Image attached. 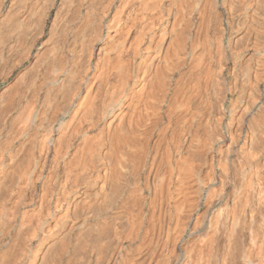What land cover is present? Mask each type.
Segmentation results:
<instances>
[{"label": "bare ground", "instance_id": "1", "mask_svg": "<svg viewBox=\"0 0 264 264\" xmlns=\"http://www.w3.org/2000/svg\"><path fill=\"white\" fill-rule=\"evenodd\" d=\"M182 1L0 0V88L13 81L0 92V264H109L110 232L117 235V223L125 218L109 213L120 200L111 199L115 190L109 185L119 178L125 189L131 180L125 181L123 167L128 176L115 169L111 175L117 178L109 179L107 142H100L102 135L92 142L91 134L103 133L108 121V128L121 121L130 139L138 136H132L135 127L156 131L169 108L175 109L174 102L165 105L161 92L186 109L183 123L176 115L184 134L180 145H169L161 164L155 156L148 160L151 151L144 156L149 149L142 136L149 131H139L141 166L154 178L166 168L164 184L150 192L171 198L173 188L185 205L192 196L191 206L205 199L208 208L196 216L207 229L185 247L182 264H264V0H198L196 18L178 29ZM161 61L164 76L156 73ZM171 61L190 78L192 69L199 74V82L192 80L199 83L198 105L195 95L194 102L181 93L185 71L178 77L180 92L172 87L177 77L171 86L165 82L170 69L177 72ZM119 116L129 117L125 126ZM172 117L168 123L174 125ZM122 138L127 147L130 140ZM191 140L197 154L184 151ZM116 145L117 152L122 147ZM122 160L109 163L124 166ZM121 185L114 186L116 192Z\"/></svg>", "mask_w": 264, "mask_h": 264}, {"label": "rangeland", "instance_id": "2", "mask_svg": "<svg viewBox=\"0 0 264 264\" xmlns=\"http://www.w3.org/2000/svg\"><path fill=\"white\" fill-rule=\"evenodd\" d=\"M190 2V3H189ZM198 3H200V4H198ZM180 4H181V6L178 8L179 10H178V14H177V18L178 19H180V21L178 20V25H177V28L178 29H182V27H185L184 26V24H187V22L189 21V20H192V18L193 17H195L196 18V15H198L197 13L199 12V5H201V2H199L198 0H184V1H182V2H180ZM197 4V5H196ZM188 7V8H187ZM191 8V9H190ZM197 8V9H196ZM176 9L177 8H174V12L176 13ZM186 11H185V10ZM189 9V10H188ZM185 12H184V11ZM192 11H193V13H192ZM198 11V12H197ZM181 14H180V13ZM197 12V13H196ZM190 13V14H189ZM196 13V14H195ZM180 14V15H179ZM195 16H194V15ZM179 15V16H178ZM194 18V20L196 21H194L195 23H197V19H195ZM185 21H187L186 23H185ZM182 23V24H181ZM197 30V29H196ZM195 30V31H196ZM196 55H198L197 53H196ZM176 56H173L172 58L174 59ZM176 59V58H175ZM174 59V60H175ZM177 60H178V58H177ZM179 61V60H178ZM174 62V61H173ZM172 61H171V63H173ZM170 63V64H171ZM178 64H176L175 62L173 63L174 65H170V68H171V66H172V69H175L176 67V69H177V72H176V70H175V72L173 71V73L175 74H173L172 72H171V69H170V74L169 75H173V76H171L170 78H168V76L169 75H166L165 77H164V80H165V82H168V79L169 80H171L170 81V83H169V85L171 86L172 85V83H175V84H173L172 85V87L173 88H176L178 91L179 90H183L184 88H181V89H179L180 87H181V85H178V83L179 84H181V82H179V78L181 77L182 78V73H187V78L185 79V80H183V81H185V82H187L186 84L188 85V80H189V85H191V87L189 86H187V85H183L182 84V87L184 86V87H187L186 89H184V91L186 92H181L182 94L184 93L185 95H184V98L185 99H194V97H195V101H196V97H197V101H199V80H198V75L196 76V72L197 71H195L194 72V69H192L193 70V72H191V73H193V74H195V75H193L192 74V78H190V76H191V74L190 73H188L186 70H185V68L184 67H180L179 69H178V66H179V62H177ZM158 64V69H159V71H157L156 73H161V75H165L166 74V72L165 73H163L162 71H164V66L165 65H163V63H162V61H161V63H157ZM160 64V65H159ZM176 64V65H175ZM162 65V66H161ZM178 65V66H177ZM174 66H176V67H174ZM194 66V65H193ZM174 67V68H173ZM190 67L188 66L186 69L187 70H190L191 68H192V66H191V68L189 69ZM161 69H163V70H161ZM180 70V71H179ZM191 70V71H192ZM197 70V69H196ZM166 71H167V68H166ZM181 71H183V72H181ZM185 71V72H184ZM167 73H168V71H167ZM177 73V74H176ZM179 73V74H178ZM177 75V76H176ZM158 76H159V74H158ZM175 76V77H174ZM180 76V77H179ZM193 76H196L195 77V79L193 78ZM156 77V76H155ZM177 77V79H175V82H174V80L172 81V79L173 78H176ZM179 77V78H178ZM163 78V77H162ZM161 77H156V80H159V79H162ZM192 80H198V84L195 82V81H192ZM178 81V82H177ZM182 81V82H183ZM194 82V83H192V82ZM172 82V83H171ZM11 84L13 83V81H11L10 82ZM10 83H8L9 85H11ZM184 83V82H183ZM8 84H5V85H2L1 86V88H0V92H1V90H2V88H4L5 86H7ZM177 85V86H176ZM180 86V87H179ZM194 86H195V88H194ZM189 88V89H188ZM194 88V89H193ZM198 89V90H197ZM198 91V93H197V91ZM190 91H191V93H190ZM180 92V91H179ZM191 95H190V94ZM179 94V93H178ZM182 94H179V97L182 95ZM188 95H190V96H192V95H195L194 97L192 96V97H189ZM198 95V96H197ZM160 96H161V98L162 99H167V103H165V105H167V104H171V103H173L174 102V104H175V101L173 100V98H171V94L170 93H168V95H167V97L161 92L160 93ZM170 96V97H169ZM186 96V97H185ZM178 97V98H179ZM170 98V99H169ZM172 100V101H171ZM179 100H180V98H179ZM168 101H169V103H168ZM180 101H184V99H182V100H180ZM194 101V100H193ZM194 101V102H195ZM197 101L195 102L196 103V105H198V103H197ZM174 104H173V108H175L174 110H176V111H174V110H171V108H169V105H167L168 106V108H169V113H170V110L171 111H173L174 112V114H175V116H174V114L171 112L170 113V115H171V117L172 118H174V123L177 125H175L176 127H174V125L172 124V121L170 122V124L168 123L169 121H168V116H169V119H170V115H168L169 113L168 112H166V110L164 111V109H166V106L162 109V112L163 113H161L162 114V117L164 116V113H165V115L167 116H165L164 117V120L162 121V123H160V125H163V126H159V127H157V129H156V131L155 130H153L149 125H147L146 127L144 126V129H143V126H141V129L139 130V127H135V126H131V130H136L135 128H137V130L136 131H133V134H132V136L136 133V134H138V136H139V138H135L134 136H133V138H134V140H133V138L131 137V139H130V137L129 136H124V132L123 131H125V129H124V127L122 128L121 127V125H120V123L119 122H121V121H119V120H123L124 121V123H121L122 124V126H125L124 124H125V120H126V118H127V116H125V117H122V116H119V122H117V123H119V124H117L116 123V126L117 125H120V127L121 128H119L118 126V128H119V130L117 129V127L115 126V124H114V126H110L109 128H108V123H109V121L108 122H106L105 123V127H104V124L102 125V127H103V129H104V131H103V133H102V129L101 130H97L96 132H94L93 134H91V138L90 139H92L91 141L93 142V140L95 141V142H97L96 140H98L100 137H101V135H102V137L103 138H101L100 139V142H104V143H102L103 145L105 144V147H104V149H105V151L106 152H108V153H106L108 156H107V160H109L108 161V166H111L110 168H109V170L111 169V171H109V179L112 181V180H114L115 178V175L113 174V176L111 175L112 173H115V169H118L120 172H122V171H124V170H122V167H123V169L124 168H126V170H127V172H126V174H129V176L128 175H124V172H122L123 174H121L120 172V174L119 175H124V177L125 176H128V177H130V178H128V177H126L125 178V181H129V180H131V181H129L131 184H133L135 181V183H134V185L136 186L138 183H137V181L139 182V184L135 187L134 185H131V189H129L130 188V183L129 182H126L127 183V185H126V187H125V189L122 187V186H125V185H123V183H124V181L123 180H120L119 178H117V176L118 175H116V178L118 179H116V181L114 180L113 182H116V183H113V182H111V181H109V184H111L112 185V187H118V185H121L120 187H122L121 188V190H120V193H118V192H116V188L115 189H113L110 185H109V189H110V192H111V190H115L114 191V194H113V192L110 194L111 195V199L114 197V199L115 198H118V199H120L122 202H121V204L124 202V204H125V207L123 206L124 204H122V205H120V200L118 201V203H116V204H118V205H120L121 206V208L122 207H124V209L122 208H120V210H119V208L118 207H120V206H115L116 204L114 203V205H111V207H110V215L111 214H113L112 216H116V215H124L125 216V220L122 218V217H124V216H122L121 218L123 219H121L122 221H121V223H123V228H122V224L121 223H119L120 221H118V223L119 224H121V225H119L118 223H117V228H119L118 229V234L117 235H114V233L113 232H110V237H111V243H110V250L112 251V252H110V251H108V254H109V264H112L113 262V264H119L118 262H121L120 264H122L123 262L125 263V262H128L129 264H131L130 262H133L134 264L136 263H138V264H182V262H183V260H182V256H183V254H184V251H185V249L186 248H188V247H190L195 241H196V238H200V237H203L202 235H204V233H205V230L207 229L206 228V226L205 227H203V228H205V229H203V228H201L202 226H201V223H200V221H199V218L198 217H196V216H199V217H201L202 215H204V214H206L208 211V208H207V203H206V200L205 199H203L202 201H200V205H198L197 206V208H195L194 207V205L193 206H191V204L190 203H196V202H192V200H193V198H192V196H190V197H188V203H186V205H185V203H183V199L182 198H180L181 196H178V197H175V194L177 195V192H175V189H173L172 188V190H171V195L175 198V199H171V198H173L171 195H169V197H171V198H168V195H167V193L166 192H163V191H159L158 192V194H156V193H151L153 190L152 189H150V188H152V186H153V188L155 189V187L157 186H161V185H163L164 184V180L166 179L165 177V175L163 174V173H165L166 172V168L164 167L163 169V172L161 173H159V175H158V177L157 178H154L152 175H151V173H149V172H147V171H149L148 169H149V167H146V168H143L141 165H142V157L144 158V156L146 157V156H148V152H150V154H149V159L148 160H150L151 159V157H153V156H155L156 157V159L158 160V163H161V164H163L164 163V159H167V157H168V152H169V150L172 148H170V146L169 145H171L172 144V146L173 145H175V143H176V146L177 145H180L181 143H182V141H183V129H182V132H180L181 131V128H179L180 127V124H182L183 123V120H182V118L185 116V114H186V109H181V110H183V111H181L180 109H177L178 107L176 106L177 104H175V106H174ZM170 107H172V106H170ZM177 107V108H176ZM177 110H179L178 111V114H177ZM176 112V113H175ZM180 112V113H179ZM125 113V112H124ZM180 114V115H179ZM176 115H177V118L179 117V120L182 122H180L177 118H176ZM122 118V119H121ZM125 119V120H124ZM127 119H129V117L127 118ZM176 119H177V121H179V122H177L176 121ZM68 121L69 120V118H67V119H65V121ZM110 120V119H109ZM172 120V119H171ZM64 121V122H65ZM164 122V123H163ZM144 124H145V122H143ZM143 124V125H144ZM183 125V124H182ZM181 125V126H182ZM172 126H173V128L175 129L176 128V130H174L173 128H172ZM101 127V128H102ZM133 127H135L134 129H133ZM149 129H148V128ZM178 127V128H177ZM114 128H116V129H114ZM147 130H146V129ZM182 128H183V126H182ZM120 129H121V131H120ZM123 129V130H122ZM150 129H151V132H152V130H153V132H154V134H151V132H150ZM195 129V128H194ZM107 130H108V132H107ZM113 130H115V131H113ZM116 130L119 132L120 131V136H117L116 137V135H115V133H117L118 135H119V133L118 132H116ZM143 130H145V131H149L148 132V137L147 138H144V136H142V138H143V142L145 143V150H146V148H148L149 150L148 151H146L145 152V154H144V156H142V154H141V144L140 143H142V138H141V135L139 134L140 132H143ZM159 130V132H158V135H157V131ZM140 131V132H139ZM101 132V133H100ZM115 132V133H114ZM135 132V133H134ZM156 132V133H155ZM175 132V133H174ZM195 132V131H194ZM121 133H122V135H121ZM131 133H132V131H131ZM131 133H130V136H131ZM179 133H181V134H179ZM160 134V135H159ZM179 134V135H178ZM109 135V136H108ZM112 135V137L114 138V140H119L118 139V137L119 138H122V136L124 137V139L125 138H127V140H130V142H128L129 144H126L127 145V147L125 146V147H122L121 145H123L124 146V143L122 142V140H123V138H122V140H119L118 141V143H117V141H116V143H115V141H113L112 139V137H110ZM150 135V136H149ZM152 135H153V137H152ZM157 135V136H156ZM182 135V136H181ZM158 136H160V137H158ZM176 136V139H177V137H178V139L181 141H179V140H175V137ZM129 137V138H128ZM152 137V138H151ZM108 138H109V140H108ZM157 138V139H156ZM160 138V139H159ZM96 139V140H95ZM138 139H139V141H138ZM155 139L157 140L156 142L157 143H155ZM173 139L175 140V141H173ZM126 140V139H125ZM124 140V142H127V141H125ZM193 140V139H192ZM189 141L187 144H189V145H187L186 144V146L188 147H186L185 149L186 150H184L185 152H186V154H189V155H192V154H197L198 153V147H197V143H195V142H193V141ZM99 141V140H98ZM113 141V143H115V144H112L111 142ZM138 143H137V142ZM160 141V142H159ZM178 141V142H177ZM133 142V143H132ZM140 142V143H139ZM154 142V143H153ZM119 143H121L120 145H119ZM174 143V144H173ZM116 144H118V146L116 145ZM137 144V148H139V150L137 151L136 150V148L134 147V145H136ZM138 144H140V145H138ZM148 146H147V145ZM157 144V146H155ZM160 144H161V147H160ZM192 144H194L195 145V147H193L194 145H192ZM113 145H116L117 146V149H118V147L120 146V148L121 149H118L119 151H115L116 149V147L115 146H113ZM133 145V146H132ZM192 147H191V146ZM112 146H113V148H112ZM154 146V147H153ZM111 147V148H110ZM115 147V148H114ZM156 147H158V148H156ZM126 150H125V149ZM132 148V149H131ZM162 150H161V149ZM191 149V151H190V149ZM111 149V150H110ZM133 149L134 150H136V152H137V155H136V153L134 152H132L133 151ZM197 149V150H196ZM114 150V151H113ZM188 150L191 152H188ZM123 151H124V153L126 154H123ZM159 151H161V152H159ZM194 151H195V153H194ZM119 152V153H118ZM197 152V153H196ZM123 154L122 156H121V154ZM128 153L130 154V155H128ZM140 153V154H139ZM160 155H159V154ZM111 154V155H110ZM154 154V155H153ZM136 155V156H135ZM140 155V156H139ZM158 155V156H157ZM111 156H113V157H115L116 156V158L115 159H109V158H111ZM123 157V158H122ZM129 157H130V161L132 160L134 163H135V165H136V163L137 164H139L140 165V167L138 168L137 167V165L135 166H133V162H130L131 164H129V160H127V158L129 159ZM136 157H138V158H136ZM139 157H140V159H139ZM122 160V159H124V161L123 162H126L127 163V161H128V163L127 164H129L128 166H127V164L125 163L124 164V166H123V164H122V166H121V163L120 162H118V163H120V168H119V166L117 167V164L118 163H116V166L115 165H113V163L115 164V161L113 162V163H109V162H111V161H113V160H120V159ZM160 158V159H159ZM126 159V160H125ZM111 160V161H110ZM115 166V167H114ZM128 167V168H127ZM133 168H135V169H139V170H136V171H141L140 173L138 172V174H137V172L135 173L134 172V170H132ZM143 168V169H142ZM112 169H113V171H112ZM145 169V170H144ZM129 170V171H128ZM112 172V173H111ZM132 172V174H130ZM118 173V172H117ZM147 173V174H146ZM143 176V178H142V176ZM112 176V178L113 179H111L110 177ZM138 177L137 178V180H135L134 181V179H136V178H132V177ZM145 176V177H144ZM124 177H121V179L123 178L124 179ZM127 178H128V180H127ZM148 178H150V179H148ZM143 179V180H142ZM156 181V184H155V181ZM133 180V181H132ZM140 180H142V182H140ZM146 180V181H145ZM111 182V183H110ZM146 183V187L144 188V186H143V183ZM148 182V183H147ZM125 183V184H126ZM144 183V184H145ZM155 184V185H154ZM149 185H151V186H149ZM128 186V187H127ZM140 186V187H139ZM147 186H148V188H147ZM155 186V187H154ZM132 187H133V189H132ZM141 187H143V188H141ZM219 185L218 184H216L215 185V189L213 190L214 191V194H216L217 193V195L219 194V193H221V190L219 189ZM137 188V189H136ZM124 189V190H123ZM141 189H144V190H141ZM150 190H151V192H150ZM229 190V191H228ZM130 191V192H129ZM135 191V192H134ZM140 191V192H139ZM227 193H229L230 192V189L228 188L227 189ZM116 192V193H115ZM146 192V193H145ZM113 194V195H112ZM119 194H120V196H119ZM153 194V195H152ZM141 195V196H140ZM165 196V198H164V196ZM125 196V197H124ZM139 196V197H138ZM152 196V197H151ZM143 197H147V198H149V199H147V198H143ZM166 197L168 198V199H166ZM159 199V200H158ZM165 199V200H164ZM169 200H170V202H169ZM152 201H154V202H152ZM175 201V202H174ZM191 201V202H190ZM205 201V202H204ZM165 202H166V205H164L165 204ZM176 203V205L175 206H177L176 208L178 209H175V206H174V204ZM147 204V205H146ZM158 204V205H157ZM163 204V205H162ZM139 205H142V206H139ZM181 205V206H180ZM112 206H114L113 207V209L114 210H111L112 209ZM138 206V207H137ZM144 206V207H143ZM165 206V207H164ZM174 206V207H173ZM116 207V208H115ZM134 207V208H133ZM142 207V208H141ZM201 207V208H200ZM141 208V209H140ZM181 208V209H180ZM116 209V210H115ZM185 211H184V210ZM144 210V211H143ZM183 210V211H182ZM165 211V212H164ZM179 211H181V212H179ZM193 211V212H192ZM197 211V212H196ZM199 211V212H198ZM121 212V213H120ZM124 212V213H123ZM144 212V213H143ZM184 212V213H183ZM190 212H192V215H191V213ZM117 213V214H116ZM120 213V214H119ZM123 213V214H122ZM128 213V214H127ZM164 213H166V217H165V215H164ZM199 213V214H198ZM178 216H177V215ZM193 214H194V216H193ZM144 215V216H143ZM183 215V216H182ZM129 216V217H128ZM169 216H171V217H169ZM173 216H174V218H173ZM180 216V217H179ZM191 216L193 217V219L191 218ZM134 217V218H133ZM135 217L137 218V219H135ZM142 217V218H141ZM167 217H169V219L167 218ZM186 217V218H185ZM139 218V219H138ZM167 219L168 220H170L171 222H167ZM178 219V221H176ZM190 219V220H189ZM196 219V220H195ZM142 221V222H141ZM182 221V222H181ZM185 222V223H184ZM129 223H131V224H129ZM164 223V224H163ZM262 223H264V221H262ZM110 227H112V226H110ZM263 227H264V224H263ZM113 228V227H112ZM174 228V229H173ZM110 231H112V229L110 230ZM202 231V232H201ZM250 231V232H249ZM183 233V234H182ZM196 233V234H195ZM245 233L247 234V238L249 237V235H250V233H251V230H248V229H246V231H245ZM121 235V236H120ZM120 237H122V238H120ZM227 239V240H226ZM225 239V242H226V244L227 245H230V240H229V238H226ZM118 241V245L116 244V242ZM120 241H122V242H120ZM169 242V243H168ZM115 243V244H114ZM120 243H122V245H119ZM175 243V244H174ZM114 247V248H113ZM186 247V248H185ZM117 248V249H116ZM118 248H122L121 249V251H120V249L118 250ZM115 250V252H113ZM120 251V252H119ZM246 251H247V253H249V247L247 246V249H246ZM110 252V253H109ZM115 253V254H114ZM116 253L118 254V255H116ZM150 254V255H149ZM152 254V255H151ZM181 255V256H180ZM112 256V259L110 258ZM222 257H221V260L223 261V260H227V258H228V256H227V250H225V251H223L222 252V255H221ZM177 257V258H176ZM113 258H115V260L113 259ZM151 258V259H150ZM175 258L177 259V261L175 260ZM178 258H179V260H178ZM122 259H124V261H122ZM181 259V260H180ZM111 261H113V262H111ZM115 261L117 262V263H115ZM173 262V263H172ZM179 262V263H178ZM128 263H126V264H128ZM132 263V264H133Z\"/></svg>", "mask_w": 264, "mask_h": 264}]
</instances>
